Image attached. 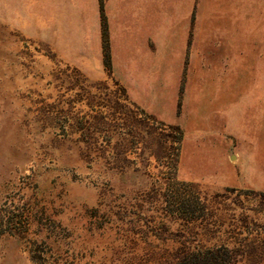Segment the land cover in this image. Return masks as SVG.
Here are the masks:
<instances>
[{
	"label": "rangeland",
	"instance_id": "374dc122",
	"mask_svg": "<svg viewBox=\"0 0 264 264\" xmlns=\"http://www.w3.org/2000/svg\"><path fill=\"white\" fill-rule=\"evenodd\" d=\"M92 4L0 0V264H39L32 256L43 241L75 258L66 264H170L202 239L176 218L178 195L264 186V0L263 26L248 30L246 99L232 113L234 137L221 152L196 133L197 122L188 132L180 125L174 175L154 155L140 160L143 143L128 147L130 162L95 157L111 161L127 148L120 140L130 127L120 117L136 108L105 66V27L99 58ZM145 129L137 130L148 140Z\"/></svg>",
	"mask_w": 264,
	"mask_h": 264
},
{
	"label": "crops",
	"instance_id": "0c3cea01",
	"mask_svg": "<svg viewBox=\"0 0 264 264\" xmlns=\"http://www.w3.org/2000/svg\"><path fill=\"white\" fill-rule=\"evenodd\" d=\"M92 7L99 58L105 27L113 76L130 99L186 132L197 122L196 133L224 151L234 137L232 113L246 99L248 30L263 26V0H93Z\"/></svg>",
	"mask_w": 264,
	"mask_h": 264
},
{
	"label": "trees",
	"instance_id": "16d2710c",
	"mask_svg": "<svg viewBox=\"0 0 264 264\" xmlns=\"http://www.w3.org/2000/svg\"><path fill=\"white\" fill-rule=\"evenodd\" d=\"M104 35L106 36L104 62L108 71L112 72L107 33ZM116 84L120 85L122 93L130 100L126 88L118 81ZM130 102L136 110L131 109L126 117H120L124 119L123 123L130 127L128 135L131 138L126 136L120 140V145L127 148L112 155L111 161H108V157L103 153L95 157L116 165L121 161L125 163L129 161L126 155L130 147L137 149L139 144L143 143L144 149L139 154L140 160L147 163L154 155L159 162L171 165L174 175L182 153L184 130L180 125L158 120L137 103L132 100ZM94 118L100 120L98 115ZM97 120L94 125L98 123ZM148 121L164 125L169 132L164 133L161 127L153 125L150 127ZM139 125L149 129H145L148 140L138 133ZM96 143L98 140L90 141V144ZM153 145L157 148L153 149ZM176 204L177 208L173 211L178 213L179 216L176 218L182 221V228L194 232L196 238L202 236V239L194 248L184 243L183 248L172 256L170 264H259L264 260V191L228 187L211 197L199 191L192 197L188 194L178 195ZM45 244V241L41 242L32 256L36 263L60 264L63 259L66 264L70 258L73 260L71 263L75 262L74 257L64 258V255L53 252L56 250H52L54 248L51 246L43 248L42 245Z\"/></svg>",
	"mask_w": 264,
	"mask_h": 264
}]
</instances>
